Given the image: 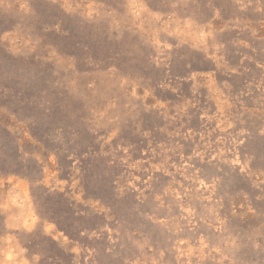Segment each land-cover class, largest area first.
<instances>
[{
    "label": "rangeland",
    "instance_id": "obj_1",
    "mask_svg": "<svg viewBox=\"0 0 264 264\" xmlns=\"http://www.w3.org/2000/svg\"><path fill=\"white\" fill-rule=\"evenodd\" d=\"M0 264H264V0H0Z\"/></svg>",
    "mask_w": 264,
    "mask_h": 264
}]
</instances>
